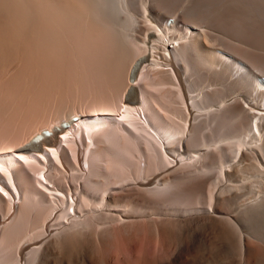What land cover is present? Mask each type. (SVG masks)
Instances as JSON below:
<instances>
[{
	"label": "bare ground",
	"instance_id": "bare-ground-1",
	"mask_svg": "<svg viewBox=\"0 0 264 264\" xmlns=\"http://www.w3.org/2000/svg\"><path fill=\"white\" fill-rule=\"evenodd\" d=\"M148 212L264 264V0H0V264H93L72 239Z\"/></svg>",
	"mask_w": 264,
	"mask_h": 264
},
{
	"label": "rangeland",
	"instance_id": "rangeland-1",
	"mask_svg": "<svg viewBox=\"0 0 264 264\" xmlns=\"http://www.w3.org/2000/svg\"><path fill=\"white\" fill-rule=\"evenodd\" d=\"M167 218L169 217L158 214L154 215L148 212L146 216L143 215L141 217L139 216L129 218L128 223H134L126 227L121 226L125 225L127 221L125 222L124 220L125 224H123L121 220V225V223H119L120 220H118V222L115 220L116 223L115 221H112L109 224V227L112 226L113 228L115 227V225H118L116 227H118L119 229L117 228L114 231H111L112 234H108V237L106 235L107 238H105L104 241H98L96 240V236L92 235L90 232H84L79 235V237L72 239L70 248L73 255L77 257L79 261L82 260V257H85L89 259V261L93 264H113V260H115V257L119 259V262L117 261L114 264H131V261L127 258L128 256L126 257L122 252L129 251L132 248H136L138 247V245L142 246L145 242L147 243V250H151L156 253L155 261L151 258L150 260L149 257H147V260L144 261H137L136 259H133L136 261L132 262V264H182L184 262L197 264L203 259L205 254V258L207 257L206 260L210 257L212 258V260L210 259L211 262L214 260L213 258H215L212 256H218L220 254L217 253L218 251H220V249H217V246L215 245L216 243L214 242L218 240L220 233L214 224H209L204 228H196V225L187 222L182 224L181 227L180 225L179 227H176L174 225H170L168 227L169 230L174 234V241L180 239L182 241L183 250L180 254H178L173 246L176 242L170 243L169 241L167 242L163 239L164 223H162V221L160 220H166ZM153 219L159 220V222L154 221L151 223H147L148 220ZM113 222L115 223L114 226ZM150 230H152V233H150ZM196 230H202L203 233H193V231ZM195 241H198V243H200L199 246L202 245V247H199L201 248L199 249L200 251L193 248V246L197 247V245L194 244ZM202 248H205V250L203 249L202 251ZM220 252H222V250ZM206 260L205 262L203 260L202 261L206 263ZM210 260H208V262L211 264ZM208 262L206 264H209ZM215 264L227 263L223 260H219V263Z\"/></svg>",
	"mask_w": 264,
	"mask_h": 264
}]
</instances>
